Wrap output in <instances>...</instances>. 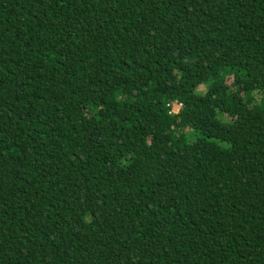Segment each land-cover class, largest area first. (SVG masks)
Masks as SVG:
<instances>
[{
    "label": "trees",
    "instance_id": "trees-1",
    "mask_svg": "<svg viewBox=\"0 0 264 264\" xmlns=\"http://www.w3.org/2000/svg\"><path fill=\"white\" fill-rule=\"evenodd\" d=\"M0 264H264V0H0Z\"/></svg>",
    "mask_w": 264,
    "mask_h": 264
},
{
    "label": "rangeland",
    "instance_id": "rangeland-1",
    "mask_svg": "<svg viewBox=\"0 0 264 264\" xmlns=\"http://www.w3.org/2000/svg\"><path fill=\"white\" fill-rule=\"evenodd\" d=\"M180 109H181V107H179V106L176 107V108H175V112L178 113V112L180 111Z\"/></svg>",
    "mask_w": 264,
    "mask_h": 264
},
{
    "label": "built area",
    "instance_id": "built-area-1",
    "mask_svg": "<svg viewBox=\"0 0 264 264\" xmlns=\"http://www.w3.org/2000/svg\"><path fill=\"white\" fill-rule=\"evenodd\" d=\"M179 107H182V105H180Z\"/></svg>",
    "mask_w": 264,
    "mask_h": 264
}]
</instances>
